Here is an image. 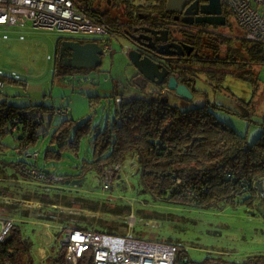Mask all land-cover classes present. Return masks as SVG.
<instances>
[{
    "label": "trees",
    "instance_id": "obj_1",
    "mask_svg": "<svg viewBox=\"0 0 264 264\" xmlns=\"http://www.w3.org/2000/svg\"><path fill=\"white\" fill-rule=\"evenodd\" d=\"M82 1L74 0L84 12L111 24L113 29L120 27L119 24L124 18L130 22L135 21L141 12L146 13V20L157 21V16L164 12L166 0H121L124 11L114 15L110 11L102 12L92 7L91 0ZM117 4L118 0H115L112 5ZM224 8L229 14V8L226 5ZM232 29L233 25L230 26V31ZM243 31L245 33H231L230 36L224 34L216 38L210 46L212 53L223 49L225 58L209 60V69H197V72L204 71L209 79L215 82V90L226 92L223 80L227 74L248 80L253 88L257 85L259 78L255 65L264 63V40ZM91 39L83 37L80 41ZM58 42L60 43V40ZM54 67L57 73L76 70L62 66L57 55ZM86 69L88 68L81 70ZM5 79L11 78L0 73V81L3 83ZM189 103L190 100H184L182 103L169 99L164 101L159 96L154 98L153 93H145L125 99L121 97L116 108V119L104 129H92L89 119L80 122L71 118L62 120L50 135L52 148L47 147L44 151L46 160H59L62 150L66 149L76 153L80 138L93 133L92 161H85L80 174L76 176L53 174L59 177L57 181L34 178L29 174L32 168L41 171L46 177L51 174L36 164V153L32 163L23 160L6 162L0 159V169L4 171V165L7 164L13 170L10 175L16 178L14 184L2 183L3 190H0V203L4 206L0 210V216L11 220L9 231L0 241V264H66L64 248L57 244L66 229L126 236L111 228L84 222L83 220L88 218L85 215L76 216L78 221L72 226L69 219L61 218L57 220L59 230L54 231L57 236V248L55 249L53 244L52 253L39 261L34 255L35 242L27 234L26 224L30 223L29 220L51 223L54 222L53 216L40 215L39 211L35 213L33 207H23L20 202H40V210H51L53 213L59 211L58 205L71 207L73 201L68 199L69 201L62 202L60 197L69 198L66 194L73 187L72 180L79 177L81 179L85 171L91 168L96 169L100 177L102 166H121L128 154L137 158L143 191L158 202L210 207L221 201L252 206L258 196L263 200L264 190H259L256 182L264 181V123L261 124V132L256 139L248 143L246 134L239 133L234 126L219 120L215 113L216 110L224 113L232 111L216 102L208 104L207 101L193 105ZM35 110L41 113L39 120L33 117ZM54 111V108L42 104L15 105L1 101L0 136H3L4 127L16 120V131L5 136L16 135L20 149L34 145L38 139V129L43 122V113L48 112L52 116ZM247 118L250 119L249 116ZM49 121L51 122V117ZM5 136L0 140V145ZM119 171L120 168L116 171L114 180L120 179ZM67 181L71 187L64 186ZM111 188L112 185L107 190ZM42 195L49 197L44 199L41 198ZM52 197L57 199L53 200ZM73 199L79 202L82 208L99 210L98 197L93 199L74 195ZM125 207L130 208L129 204ZM112 213L118 214L114 210ZM161 242L173 244L178 248L174 264H264L262 253L250 254L235 262L228 261L221 255L192 261L179 242L170 239ZM78 264H93L92 252L85 251Z\"/></svg>",
    "mask_w": 264,
    "mask_h": 264
},
{
    "label": "rangeland",
    "instance_id": "obj_2",
    "mask_svg": "<svg viewBox=\"0 0 264 264\" xmlns=\"http://www.w3.org/2000/svg\"><path fill=\"white\" fill-rule=\"evenodd\" d=\"M104 3L107 4V0H103L102 7L105 6ZM109 8L112 14L120 13L117 6L110 5ZM229 12L228 21L233 29L230 31L229 27H224L221 30L229 36L231 33H245L237 25L231 11ZM66 37L96 38L92 34L81 32L34 27L29 21L21 25L0 26V73L11 78L5 79L0 86V102L15 105L42 104L48 108L68 110L67 114L54 113L52 116L48 112L43 113L38 139L34 145L25 149L19 148L16 135L5 136L0 145V159L6 162L23 160L32 163L33 154L36 153V164L51 174L76 176L80 174L85 161H92L93 133L80 138L76 153L66 149L62 150L59 160H46L44 151L47 147L52 148L50 135L56 125L67 118L75 122L89 119L92 129H104L116 119L118 98L125 99L145 93L130 81L132 68L126 54V42L117 32L109 36L111 49L101 55V64L96 68L57 73L54 60L61 41ZM221 51L223 54V49ZM255 69L259 80L254 88L248 80L227 74L223 86L227 87L228 96L224 91L215 90V82L206 74L197 72L189 104L207 101L208 104L220 103L222 98L233 102L243 100L241 104L236 102V107L232 104L239 114L224 113L221 110H216L215 113L219 120L234 126L239 133L246 134L248 143L253 142L262 127L244 116H248V108L255 113L264 114V63L255 65ZM85 76L93 79L84 80ZM242 114L245 115L240 116ZM136 159L135 155L126 156L119 166L120 179H115L109 190L101 188L99 172L96 169L86 170L81 182L78 185L72 184L73 187L67 192L69 198L60 197L62 202L70 199L74 203L71 207L58 205V212L40 210V202H20L23 207H33L35 213L39 211L40 215L53 216L54 222L51 223L29 220L30 223L26 224V232L35 242L34 255L39 261L49 256L52 245L56 244L57 236L54 231L60 227L57 220L69 219L72 226L78 221V215L88 217L83 220L86 223L111 228L118 234L149 241H177L192 261L221 255L226 260L235 262L250 254H264V199L260 200L258 196L252 206L227 204L223 201L210 207L158 202L143 191ZM3 169L4 171L0 169V190H3L2 183L16 182V178L10 175L12 168L6 164ZM72 185L64 184L65 187ZM258 189L264 190V181L260 182ZM74 195L93 199L98 197L99 210L82 208L79 202L74 201ZM48 197L42 195L41 198ZM126 204H129V209L125 207ZM2 208L4 206L0 203V210ZM112 210L118 214L112 213ZM57 244L59 245V240Z\"/></svg>",
    "mask_w": 264,
    "mask_h": 264
},
{
    "label": "built area",
    "instance_id": "obj_3",
    "mask_svg": "<svg viewBox=\"0 0 264 264\" xmlns=\"http://www.w3.org/2000/svg\"><path fill=\"white\" fill-rule=\"evenodd\" d=\"M232 12L237 25L264 40V0H220ZM29 21L34 27L54 28L60 31L81 32L98 36L101 49L108 52L109 24L90 16L80 9L74 0H0V25H16ZM84 80H92L88 76ZM2 82L0 81V86ZM120 98H118V101ZM56 114H65L67 109H55ZM40 119L41 113L33 112ZM14 123L4 127L3 136L16 131ZM0 136V140L3 137ZM36 157V154H33ZM118 164L102 166L99 182L107 190L114 181ZM29 174L43 181H57L59 177L44 176L32 168ZM11 227V220L0 216V241ZM64 248L66 264H78L87 250L92 252L93 264H174L178 248L161 241H148L131 236L97 233L88 230L66 229L59 239Z\"/></svg>",
    "mask_w": 264,
    "mask_h": 264
},
{
    "label": "flooded vegetation",
    "instance_id": "obj_4",
    "mask_svg": "<svg viewBox=\"0 0 264 264\" xmlns=\"http://www.w3.org/2000/svg\"><path fill=\"white\" fill-rule=\"evenodd\" d=\"M83 1L85 2V0ZM193 1L194 0H190L189 3H192ZM102 2L103 0H91V6L102 12L110 11L109 7L113 4V1L107 0V4L104 3L105 6L103 7ZM205 2L206 0H196L195 6L187 9L188 3L182 7L180 11L165 10L164 5V12L157 16V21L155 22L146 20V13L141 12L139 13L138 18L133 22L127 21L125 18L123 21L121 20L122 23L119 24L121 25L120 27L111 29L112 25L108 23L111 31L110 36L113 32H117L124 38L126 42L125 49L127 56L128 51L132 49L137 51L140 54V57L148 56L161 66L168 69V72L163 77L162 81L156 83L143 76L136 66L129 60L132 68V75L130 76L132 84L138 85L144 93H153L154 98L158 96L161 98V96L166 95L167 100L171 99L170 101L176 103L190 100V98L182 97L175 93L174 90L168 89L166 79L168 76L173 75L178 83L185 84L193 94L197 69H209L210 65H207L209 64V60H220L225 58V54L224 52L221 54V50L212 53L213 49L210 48V46L211 43H214L216 38L225 34L221 28H230L232 25L228 21L227 11L222 2L220 3L221 13L225 17L224 24L197 21L196 17L205 16V13L201 12V5ZM122 6L123 4L121 0H118L117 7L120 8V12L124 11ZM192 10H196V12H193ZM149 29L166 30L165 40L154 39ZM147 36L152 37V43L149 44L150 41L146 38ZM95 37L96 38H92L91 40L94 39L100 44L99 37ZM74 39L80 40L81 38ZM165 42L171 43V45L168 47L161 46V44ZM66 55H69V51L66 52ZM57 59L62 66L70 67L63 62V56L59 54V50L57 53ZM201 72L205 74L204 71Z\"/></svg>",
    "mask_w": 264,
    "mask_h": 264
},
{
    "label": "water",
    "instance_id": "obj_5",
    "mask_svg": "<svg viewBox=\"0 0 264 264\" xmlns=\"http://www.w3.org/2000/svg\"><path fill=\"white\" fill-rule=\"evenodd\" d=\"M190 0H166L165 1V10L171 11H180L182 7L187 5ZM196 5V0L192 3H189L187 9ZM196 12V10H192ZM201 12L205 13V16L196 17L197 21H205L215 24H224L225 17L221 13V3L220 0H206L204 4L201 5ZM147 29V28H146ZM154 39L165 40L166 30H150ZM152 43V37H146ZM171 43H163L161 46L168 47ZM69 51V55H66V52ZM59 54L63 56V62L74 68H96L101 64V55L103 51L100 44L96 40H86L80 41L79 39L74 38H65L61 41L59 46ZM140 54L135 50L128 51L129 60L136 66L138 71L145 76L146 78L160 83L163 77L167 74L168 69L164 66H161L159 63L155 62L148 56H139ZM167 88L174 90L178 95L191 98V90L183 83H178L176 78L173 75L168 76L166 79ZM161 99L166 101L167 96H161ZM81 182L80 179H74L71 181V184L78 185ZM261 181L256 182V185L259 186ZM69 183L68 181L66 182Z\"/></svg>",
    "mask_w": 264,
    "mask_h": 264
},
{
    "label": "crops",
    "instance_id": "obj_6",
    "mask_svg": "<svg viewBox=\"0 0 264 264\" xmlns=\"http://www.w3.org/2000/svg\"><path fill=\"white\" fill-rule=\"evenodd\" d=\"M218 92H222V91H218ZM225 93H227V96H228L229 91L227 90V87H226V92ZM236 102L240 103V102H243V100L240 99V100H237ZM236 102L235 101L234 102L233 101H229L227 98H222V102H220L219 104H221L224 108L232 111L233 113H236L237 109H235V107L238 106ZM232 104H234L235 107L232 106ZM242 106L244 107V105H242ZM247 106H249V105H247ZM247 110H248L247 111L248 116L250 117L252 122H255L256 124H260V126H261L262 123H264V114L255 113L254 110H250L249 108ZM236 114H239V113H236ZM243 115H245V114H242L241 116H243ZM244 117H247V116H244Z\"/></svg>",
    "mask_w": 264,
    "mask_h": 264
}]
</instances>
